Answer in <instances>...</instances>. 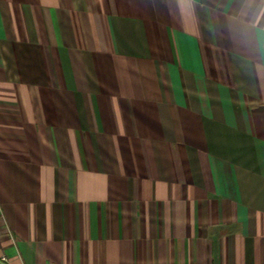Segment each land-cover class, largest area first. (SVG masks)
Returning <instances> with one entry per match:
<instances>
[{
  "label": "crops",
  "instance_id": "1",
  "mask_svg": "<svg viewBox=\"0 0 264 264\" xmlns=\"http://www.w3.org/2000/svg\"><path fill=\"white\" fill-rule=\"evenodd\" d=\"M0 264H264V0H0Z\"/></svg>",
  "mask_w": 264,
  "mask_h": 264
}]
</instances>
